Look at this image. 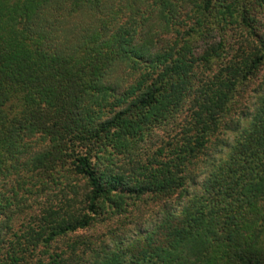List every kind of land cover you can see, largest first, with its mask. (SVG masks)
<instances>
[{"label":"trees","instance_id":"16d2710c","mask_svg":"<svg viewBox=\"0 0 264 264\" xmlns=\"http://www.w3.org/2000/svg\"><path fill=\"white\" fill-rule=\"evenodd\" d=\"M263 233L264 0H0V264H264Z\"/></svg>","mask_w":264,"mask_h":264},{"label":"rangeland","instance_id":"374dc122","mask_svg":"<svg viewBox=\"0 0 264 264\" xmlns=\"http://www.w3.org/2000/svg\"><path fill=\"white\" fill-rule=\"evenodd\" d=\"M258 81H259V79H257V82ZM257 82H255V83H257ZM253 90H254V84L247 85L244 88V90L242 92V95L238 99V102H237V107L238 108H240L242 110H246L247 109V105L248 104H251V101H252ZM248 108H250V107H248ZM171 127H172V125H168L165 128H163V129H165L166 131H170L171 130ZM163 129L161 127L160 129L154 130V132H152L149 135V137H147L142 142V145H144V146H150V144L153 141L154 137L155 138H158L159 136H161V134H163L165 132V131H163ZM197 180H199V176H197L196 181ZM192 190H193V185L190 184V183H186L185 186H184V188L179 192L178 196L176 197V201H173L174 204L176 206H178L179 205V202H183L188 197V195L191 193ZM152 206H154L153 203H151L149 205L150 212L149 213H146L147 216L145 215L146 218H145L144 222L142 223V225L140 226L141 229H143V228H149V226L154 221L155 215L158 216L157 213L152 212L151 208H153V209L156 208V207H152ZM263 243H264V233H263Z\"/></svg>","mask_w":264,"mask_h":264}]
</instances>
